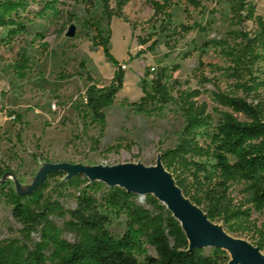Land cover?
Instances as JSON below:
<instances>
[{
  "label": "rangeland",
  "instance_id": "obj_1",
  "mask_svg": "<svg viewBox=\"0 0 264 264\" xmlns=\"http://www.w3.org/2000/svg\"><path fill=\"white\" fill-rule=\"evenodd\" d=\"M25 1L27 30L11 38L9 28H0V165L7 169L0 182V262L2 255L13 254L23 240V227L12 214L16 193L26 195L24 199L33 207L56 199L69 209L80 190L94 191L89 188L90 173L70 170L123 163L155 165L161 150L177 144L185 123L180 97L194 89L202 91L198 100L208 103L216 122L220 115L214 112L215 85L232 94L242 95V91L229 72L232 62L214 45H205L212 40L233 41L234 31L256 28L251 21L242 25L232 21V0H198L196 6L187 0H171L169 9H164L170 17L165 12L155 14L153 0H132L124 8L128 22L114 17L110 28L101 0H92L90 10L89 0ZM251 1L264 19V0ZM46 5L55 10L43 11ZM95 20L104 36L110 37L109 49L119 60L117 67L102 47L92 43L96 31L88 21ZM72 25L75 35L70 37L67 33ZM154 41L155 49L149 50ZM44 42L48 43L46 50ZM20 55L30 59L24 77L15 70ZM82 61L85 66L80 68ZM119 68L124 72V85L114 104L104 110L106 123L101 133L100 124L87 115L86 75L107 87ZM162 68L173 100L152 113L138 112L134 103L143 95L141 84L147 70ZM253 72H264V57ZM54 103L57 109L52 108ZM238 117L245 119L241 114ZM232 191L251 207L244 183L236 182ZM146 197L139 196V202L144 204ZM252 216L256 230L264 232V210H253ZM127 222L125 214L110 215L112 236L123 237ZM253 233L243 228L232 234L254 242ZM145 249L147 254H156L150 244ZM212 249L204 251L209 254ZM138 258L143 260L144 255Z\"/></svg>",
  "mask_w": 264,
  "mask_h": 264
},
{
  "label": "trees",
  "instance_id": "obj_2",
  "mask_svg": "<svg viewBox=\"0 0 264 264\" xmlns=\"http://www.w3.org/2000/svg\"><path fill=\"white\" fill-rule=\"evenodd\" d=\"M131 1L115 0L113 6L112 0H101L109 28L114 17L128 22L124 8ZM232 1V21L238 25L251 21L256 28L254 31L238 29L234 31L233 41L212 40L205 46L214 45L232 62L229 72L238 82L242 95L215 85L214 112L220 115L215 122L208 103L198 100L202 95L200 89L182 94L184 126L177 144L161 150L160 155L184 194L203 207L211 220L222 223L231 233L248 228L254 232L253 243L264 251V232L256 230L252 216L253 210H264V72H253L258 70L264 57V19L251 0ZM187 2L196 6L198 0ZM91 3L89 0L88 10ZM151 3L155 14L165 12L170 17L164 9H169L171 0ZM27 8L25 0H0V28H9V37L27 30ZM46 10L55 8L46 5L43 11ZM88 23L96 31L93 45L102 47L108 60L119 66V60L109 49L110 37L104 36L100 22ZM182 28L190 29L185 25ZM147 42V39L142 41ZM155 45L154 41L149 50H154ZM42 46L46 50L48 43ZM20 60L15 70L24 77L23 71L30 68V59L20 55ZM84 66L82 61L79 67ZM166 76L165 68L147 70L141 84L143 95L139 103H134L138 112L152 113L173 100ZM86 79L89 82L85 92L87 115L93 123L100 124L103 133L104 110L114 104L122 90L124 72L119 68L107 87L98 86L89 73ZM238 114L245 119H240ZM6 174L7 169L0 165V182ZM236 182L247 186L251 207L233 195ZM89 188L94 191L80 190L75 205L69 209L56 199L33 207L24 199L26 195L16 193L12 214L23 227V240L13 254L2 255L0 264H229L231 257L222 249L213 248L209 254L204 249L190 252L181 224L154 196H147L143 204L138 195L122 187H106L99 180L92 181ZM112 214H125L128 218L126 233L119 239L108 229ZM145 244H150L156 254H147ZM139 254L144 255L143 260L138 258Z\"/></svg>",
  "mask_w": 264,
  "mask_h": 264
},
{
  "label": "water",
  "instance_id": "obj_3",
  "mask_svg": "<svg viewBox=\"0 0 264 264\" xmlns=\"http://www.w3.org/2000/svg\"><path fill=\"white\" fill-rule=\"evenodd\" d=\"M75 35L72 25L67 33ZM84 172L91 181L99 180L109 187H122L138 196H154L163 203L181 224L189 241V251L216 248L231 254L229 264H264V252L253 242L229 232L220 223L211 220L203 207L187 197L173 174L162 163L161 155L155 165L123 163L115 166H94Z\"/></svg>",
  "mask_w": 264,
  "mask_h": 264
},
{
  "label": "built area",
  "instance_id": "obj_4",
  "mask_svg": "<svg viewBox=\"0 0 264 264\" xmlns=\"http://www.w3.org/2000/svg\"><path fill=\"white\" fill-rule=\"evenodd\" d=\"M52 108L57 109V104L56 103L52 104Z\"/></svg>",
  "mask_w": 264,
  "mask_h": 264
}]
</instances>
